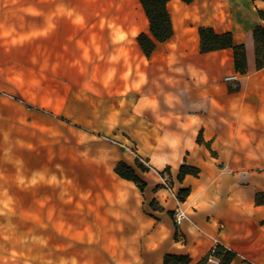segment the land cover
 I'll use <instances>...</instances> for the list:
<instances>
[{"label":"crops","instance_id":"1","mask_svg":"<svg viewBox=\"0 0 264 264\" xmlns=\"http://www.w3.org/2000/svg\"><path fill=\"white\" fill-rule=\"evenodd\" d=\"M167 9L173 36L147 57L138 37H153L142 0H0V106L40 108L44 97L50 107L57 92L65 102L75 88L128 102L141 157L152 172L170 168L178 197L188 190L179 197L188 219L177 225L178 202L136 167L160 210L128 264H165L167 255L211 264L215 239L235 254L230 264H264V67L254 34L264 28V0H172ZM203 27L245 47V74L233 48L201 52ZM233 75L238 81H225ZM184 165L199 173L179 180Z\"/></svg>","mask_w":264,"mask_h":264},{"label":"rangeland","instance_id":"2","mask_svg":"<svg viewBox=\"0 0 264 264\" xmlns=\"http://www.w3.org/2000/svg\"><path fill=\"white\" fill-rule=\"evenodd\" d=\"M99 95L1 104L0 264H128L138 254L160 208L116 169L152 170L129 136L128 102ZM166 174L173 182L170 168L151 176Z\"/></svg>","mask_w":264,"mask_h":264},{"label":"trees","instance_id":"3","mask_svg":"<svg viewBox=\"0 0 264 264\" xmlns=\"http://www.w3.org/2000/svg\"><path fill=\"white\" fill-rule=\"evenodd\" d=\"M172 0H142V5L145 13L150 22V31L153 39L145 34H141L138 37V42L147 57L156 49V42L163 43L169 40L173 36V25L171 21L170 14L167 9L168 3ZM187 4H191L194 0H182ZM261 17L264 18V13H260ZM256 51H257V66L258 68L264 67V28L258 26L254 30ZM200 40H201V52L209 53L220 51L228 48H233L235 50V61L237 70L245 74L247 70V58L246 50L244 46H234L233 35L231 33H226L218 35L214 32L212 28L203 27L199 30ZM138 168L142 172H147V169L138 164ZM117 174H119L123 179L134 182L139 189L144 192L147 184L144 182L135 172V170L125 163H120L116 169ZM199 172L195 168L189 166H182L180 169L179 180H182L186 175H197ZM188 190H182L180 192V200L183 201ZM260 202V200H258ZM221 263L220 264H230L235 258L233 252H225L221 250ZM191 259L187 256H172L167 255L165 257V264H189ZM200 264H205L200 263Z\"/></svg>","mask_w":264,"mask_h":264},{"label":"built area","instance_id":"4","mask_svg":"<svg viewBox=\"0 0 264 264\" xmlns=\"http://www.w3.org/2000/svg\"><path fill=\"white\" fill-rule=\"evenodd\" d=\"M225 81L227 82H235L238 81V76L233 75L225 78ZM161 183L164 189L178 202V207L174 211V221L177 225H180L183 221L188 219L187 213L184 209L181 208L179 203V197L175 192V186L172 180L169 179V177L166 175L161 176ZM221 250H222V244L219 240L215 239L213 242V245L210 248L209 254H208V263L211 264H220L221 263Z\"/></svg>","mask_w":264,"mask_h":264}]
</instances>
